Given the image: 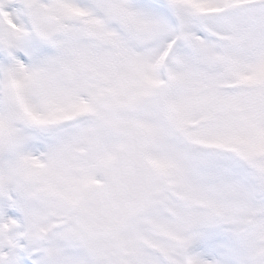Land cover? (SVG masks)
I'll list each match as a JSON object with an SVG mask.
<instances>
[{"label":"snow or ice","instance_id":"1","mask_svg":"<svg viewBox=\"0 0 264 264\" xmlns=\"http://www.w3.org/2000/svg\"><path fill=\"white\" fill-rule=\"evenodd\" d=\"M0 264H264V0H0Z\"/></svg>","mask_w":264,"mask_h":264}]
</instances>
